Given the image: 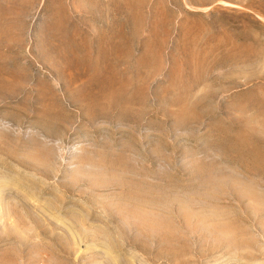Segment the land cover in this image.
I'll return each mask as SVG.
<instances>
[{
    "label": "rangeland",
    "instance_id": "1",
    "mask_svg": "<svg viewBox=\"0 0 264 264\" xmlns=\"http://www.w3.org/2000/svg\"><path fill=\"white\" fill-rule=\"evenodd\" d=\"M0 264H264V0H0Z\"/></svg>",
    "mask_w": 264,
    "mask_h": 264
}]
</instances>
